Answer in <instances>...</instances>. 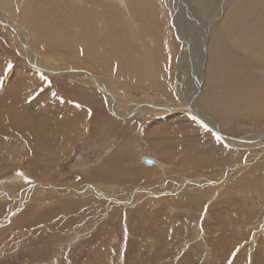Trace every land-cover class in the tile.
Masks as SVG:
<instances>
[{
  "label": "rangeland",
  "instance_id": "374dc122",
  "mask_svg": "<svg viewBox=\"0 0 264 264\" xmlns=\"http://www.w3.org/2000/svg\"><path fill=\"white\" fill-rule=\"evenodd\" d=\"M228 1L157 0L159 42L165 51L173 49L170 57L179 55L182 42L175 37L173 26L161 25L160 18L175 24L182 15L181 26L191 30L187 37L193 38L195 49L202 46L198 53L193 49L195 63L189 60L193 69L188 62L182 70L173 61L166 64V74L159 80L169 92L156 84L116 82L112 72L52 42L33 45L30 38V44L41 64L88 67L118 90L121 99H128L127 104H188L195 85L191 75L199 73L195 65L200 58L204 62L207 36L220 25ZM13 16L27 30L16 12ZM7 31L0 24V264H264V192L259 191L258 180L264 181V148L241 146L244 141L236 138L264 133V116L247 111L221 126L203 107L221 133L234 136L232 145L237 148L225 144L185 109L170 113L154 108L150 113L156 116L118 119L90 84L28 63ZM151 31V27L145 30L147 34ZM129 38L136 41L132 35ZM132 47L141 49L136 43ZM200 92L199 82L195 93L199 98ZM73 117L81 134L64 146L65 138L55 127ZM127 119L139 130L123 129ZM106 130L114 133L107 139L102 136L111 133L101 135ZM35 132L40 133V143L35 142ZM16 143L26 151L20 159L7 161L2 147H18ZM51 145L62 149L48 151ZM165 151L186 155L164 156ZM219 152L240 158L234 163L224 159L217 163L214 158ZM144 156L159 164L145 165ZM196 162L200 169L188 165ZM113 163L128 176L110 177L105 168ZM236 166L239 169L233 172ZM252 174L258 177L241 185L234 182ZM206 179L216 180L217 185L209 189V184L200 182ZM83 185L91 188L83 192ZM80 187L82 192L77 190Z\"/></svg>",
  "mask_w": 264,
  "mask_h": 264
},
{
  "label": "bare ground",
  "instance_id": "6f19581e",
  "mask_svg": "<svg viewBox=\"0 0 264 264\" xmlns=\"http://www.w3.org/2000/svg\"><path fill=\"white\" fill-rule=\"evenodd\" d=\"M156 2L157 0H150V2L149 0H0V24L8 30L7 32H9L12 37L11 43L14 44L19 52L24 55L28 63L38 70H57V74H55L58 76H63L72 81L73 79H78L82 80L80 82L84 84H90L92 87L96 88L97 91L99 90L100 96L103 98V102L108 112L118 119L123 120L125 117H132V115L134 118L145 117L146 115H149L150 117L155 115L150 113L154 108L165 109L170 111V113L172 111L185 109L184 111H188L198 121L208 125L211 124L213 126L211 128L219 131L216 125L218 124L217 122L222 126L230 121L241 118L247 111H254L260 116H264V0L228 1V7H225L226 9L220 21V25L208 36L206 35V57L204 62L203 59L201 60L200 58V64L197 63V66L195 65L196 69L200 68L198 70L199 73L196 72L195 75H191V77H194V79H192L193 82H195V85L188 98L190 101L188 104H180L181 101L174 105L169 103L167 105H162L161 103L156 105L147 102L141 104H131V102L130 104H127L126 100L128 99H121V97L117 95L119 94L118 90L114 89L112 85V87H109V85H107L100 76H96L95 72L91 71L90 68H52L45 65L46 63L41 64L31 47L30 38L33 39V45H35L34 42L38 41L52 42L56 46L67 49L70 53H76L77 55L88 58L91 62L99 65L105 71L112 72L116 82L123 83V81H130L129 83H131L132 81H135L136 83H142L140 85L156 84L157 86L163 87L162 89H164V91L169 92V90L166 89V84L162 82L163 80H159L166 74V64L173 61L177 63L179 70H182L181 67L185 62H188V65L193 67V63L190 64L189 60L191 59L192 62L194 61L195 63V56H193L195 51L193 49H195L196 44L193 42L191 36L189 38L187 37L191 30L183 28L184 26L182 27L180 24V16L182 15L177 16L175 24L169 21L170 19L168 18L166 19V22L164 18H160L161 25L164 22L167 27H170L169 24L173 26V32L176 35L175 37L182 42L179 55H176V57H170V53L174 52L173 49H170L169 52L165 51L159 42L158 16L156 15L157 7L155 6ZM15 12L18 20L23 26L25 25L27 30H24V27L22 28L20 24L15 22V17L13 16ZM150 27L152 28V31L150 34H147L145 30H149ZM128 28L131 30L129 29V31H126ZM131 35L136 41H132L129 38ZM135 43L137 46L141 47L140 51L134 50L133 47L131 48ZM201 48L202 46H199L198 50L195 49L196 52L198 53V51H201ZM228 50L237 53L234 55ZM236 58H238V60H236ZM178 69H176L177 73H180ZM199 82L201 83L200 98L198 94H195L198 91ZM184 85L180 88L181 92L185 88ZM124 96L126 95L124 94ZM197 102L199 104L202 103V106L198 107ZM220 103L228 108H224ZM203 107L208 114L211 116L213 115L216 118L217 122L210 120L207 115L203 113ZM127 120L124 122L125 127H123V129H126L127 127L131 130L138 129L137 126H134L132 123L131 125L130 121ZM78 124L77 118L73 117L71 119L69 118L65 124H58L55 127V130L60 132L62 137L65 138L64 146L73 144L74 140L81 134L78 132ZM108 132L111 133V131L107 130L104 132L102 131L101 135ZM211 132L213 133V131ZM39 134L40 133L35 132V142L37 143H40V139L38 138ZM112 134L114 133L102 137L107 139L110 138ZM236 138L244 141L243 143L239 141V145L241 146L252 145V147L261 146L264 148V133H251V135ZM222 139V141L228 146L234 145H232V143L235 138L230 139L224 137ZM16 146L18 147L3 145L2 153L7 161L9 158L13 161H15L17 157L20 159V156L25 153L26 149L23 144L16 143ZM233 147L237 148L238 146L235 145ZM46 148H49L48 151H51L52 148L62 149L52 145ZM168 148L170 147L168 146ZM211 148H214L213 143L211 144ZM7 150L11 152H8L7 154ZM11 154H13V156H11ZM163 155L184 157L186 153L179 151L172 154L171 152L165 151ZM239 158V155H232L231 157V155L219 152L214 160L216 159L217 163H220L223 159L225 163H234L237 162ZM261 158H264V150ZM216 162L214 161V163ZM153 164V166H155L159 163L153 159ZM115 165L116 164L113 163L105 168L109 170L107 173L110 174V177L114 176L112 178H115L122 173L127 175L125 172L118 171L120 168H118V166L116 168ZM186 165L187 164L185 163V166ZM188 165H191L194 169L201 168V165L197 162L196 164L191 163ZM238 169L239 168L236 166L233 172ZM227 175L230 177L228 173L226 176ZM20 177L22 178V175ZM252 177L258 176L252 174L250 177L243 179L239 176L236 181H232L239 182V185H241L243 181L244 183H248L247 179ZM258 178V180L261 181V187L258 189L259 191L264 192V181L261 177ZM171 181L172 180L170 179L168 182ZM200 182H204L203 184H209V189H213L211 186L217 185L216 180L210 181L206 179V182L203 180ZM90 188L91 187L85 186L83 192L89 191L88 189ZM180 189L181 187L179 186L176 188V190ZM232 189L233 184L230 185L229 190ZM77 190L82 192L83 187H80ZM204 190L203 192H207ZM250 190L251 189H248L244 192ZM36 191L34 190L33 192ZM11 192L12 190H10V193ZM98 202L102 201L98 200Z\"/></svg>",
  "mask_w": 264,
  "mask_h": 264
},
{
  "label": "water",
  "instance_id": "95a60500",
  "mask_svg": "<svg viewBox=\"0 0 264 264\" xmlns=\"http://www.w3.org/2000/svg\"><path fill=\"white\" fill-rule=\"evenodd\" d=\"M203 125H204L206 128H208L209 130L213 131L215 134H217V136H219L220 138L227 137V138H230V139H231L230 136H227V135L221 133L220 131H218V130H216V129L214 130V129L211 128V126H209L208 124L203 123ZM142 162H143L145 165H151V164L153 163V159H152L151 157H149V156H144V157L142 158Z\"/></svg>",
  "mask_w": 264,
  "mask_h": 264
}]
</instances>
